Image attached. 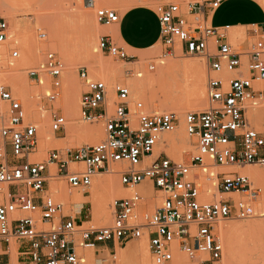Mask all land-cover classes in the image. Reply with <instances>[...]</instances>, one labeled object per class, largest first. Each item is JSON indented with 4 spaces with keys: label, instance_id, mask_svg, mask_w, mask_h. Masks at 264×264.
Returning a JSON list of instances; mask_svg holds the SVG:
<instances>
[{
    "label": "built area",
    "instance_id": "built-area-1",
    "mask_svg": "<svg viewBox=\"0 0 264 264\" xmlns=\"http://www.w3.org/2000/svg\"><path fill=\"white\" fill-rule=\"evenodd\" d=\"M222 2L165 0L154 7L163 52L149 58V70L155 71L168 56L199 57L206 64L209 106L184 114L195 147L186 151V160L169 155L172 144L164 136L180 123L177 112L134 107L128 84H116L112 93L86 66L78 69L81 119L102 124L104 136L93 143L50 148L41 158L37 121L28 116L22 100L0 84V264H16L12 243L21 264H86L81 248L94 251L95 264H110L116 262L119 248L144 236L156 264L169 263L177 251L198 264H225L220 224L255 216L262 191L250 174L225 168L257 164L264 169V113L257 112L264 107V19L245 27L243 42H234L231 26L212 22ZM96 17L110 26L120 23L122 15L103 6ZM7 30L8 23L0 19V42ZM39 31L41 38L47 37ZM99 48L136 61L130 59L137 55L110 32L101 35ZM63 70L64 62L52 49L45 51L39 67L29 70L38 85L45 75L51 79L45 93L49 102L61 97ZM225 70L232 72L228 78L221 75ZM127 71L132 74L134 69ZM50 109L51 130L66 131V115ZM114 163L122 165L113 169ZM100 172L116 173L130 192L113 199L109 224L84 226L89 220L82 215L89 202L73 208L75 203L60 197V185L87 193ZM143 183L151 186L150 194L140 191Z\"/></svg>",
    "mask_w": 264,
    "mask_h": 264
},
{
    "label": "rangeland",
    "instance_id": "rangeland-1",
    "mask_svg": "<svg viewBox=\"0 0 264 264\" xmlns=\"http://www.w3.org/2000/svg\"><path fill=\"white\" fill-rule=\"evenodd\" d=\"M163 1L165 0H105V1H100V2H97L94 7H89V8L84 7V11H87L88 14H90L92 18V22L91 21L89 22L81 18L79 6L75 0H0V19H4L8 23L7 38L0 42V84L6 85L7 87H9L12 90L13 94L19 98L25 94L30 93L29 95H25L24 99L26 100H24L22 97L20 98L23 104L25 102L24 105L26 106L27 109L30 107L32 109L34 105L35 109L36 110L38 109L37 111H40L39 106L41 104L47 103L46 106H44L41 109V111L45 112L46 115H49V116H45L43 124L36 120L38 123L39 129H40L41 137H42L40 141L41 151L39 153L41 158L46 157L47 150L53 147H61V146H67V145L76 146V145H81L84 143H93V141L91 139L89 140V138L83 137L81 139V136H79L78 134H74L71 130V127L73 125L78 126V127H85V128H89V127L90 128L91 127L100 128L101 127L103 129V126L100 123H96V122L89 123V122L82 120L80 111L77 114V116L76 115L74 116V118L70 117L71 115L68 114L69 113L67 112L68 111V107H67L68 98H66L68 94L66 92L69 91V85L66 81V77L68 75L67 67L69 66L68 64L69 61L74 62L73 67H74L75 75H74L71 87L76 88V91L79 94V108H80V102H81V92H82V87H83L81 83V79L78 75L79 67L86 66L89 69L90 74L92 76L94 75L95 77L96 76L98 77V75L100 76L105 75L106 77L108 76L104 71L99 72L100 69L99 67H97L98 65L96 64L95 60H102L106 63V65H109L117 69L118 72L121 74L122 81L126 84L132 81L133 79L132 74L136 72V69H138V67L142 66L143 69H145V71L149 74L146 78V83L144 84L145 88L147 87L146 93H147V100H148V103L144 109H146L147 111L154 110L157 112L176 111L178 113V116L180 117V123L178 124L179 126L175 130L176 133H179V131H181L182 129L181 127H184V131H185L184 114L187 111L202 110V109L208 108L209 104L207 100V71H206V64H205L204 59L199 58V57H190V56H181V55H178L176 57L168 56L166 57V60L163 62V64L159 65L155 71H151L148 68V64H149L148 60L150 57L160 55L163 52L162 46H156L152 49L150 48L147 50L131 52L129 48H127L122 42L118 41V43L126 47V49L128 50L130 54L137 55V57L130 59V60L136 59V61H133V62H130L129 60L118 59L117 57L110 55L109 53L104 52L99 48V40L102 34L113 32L118 37L117 31H116L118 25L115 24L109 27V26L101 24L97 20V17H96V11L98 8L103 7V6L112 7L118 10L122 15L126 10L130 9L133 6L140 5V4H146L154 8L158 3L163 2ZM259 2L264 6V0H259ZM231 7L233 6H231L230 3L223 2L219 10L217 11L215 23H220V22H225V21H230V22L247 21V20L258 18V17H253V15L252 16L241 15ZM64 15H66L67 17H64ZM259 17L261 18V15ZM39 28L47 33L46 38H41L39 36L40 32L39 33L37 32L39 31L38 30ZM18 29H22L23 31L24 29H27V30L32 29V31L35 30L34 32H37V33L34 34L36 37L35 41H33L34 44H32L33 42L32 43L30 42L29 44H27L25 40H24L25 42L23 43V39H21V36H20L21 31L19 32L20 37L17 35L18 34L17 31H19ZM229 34L234 42H243L246 39L245 27H241L240 29H229ZM24 47H27V48H24ZM29 48H31L32 50L31 49L29 50ZM24 49H27L29 52L25 53ZM47 49H52L56 51L58 55L61 57L62 61L64 62V70L61 76V80H62L61 97L56 102H49L45 95L46 91H48L47 89L50 87L51 79L47 75H45L43 84L38 85L37 82L29 75L30 69L39 67L40 64L43 62L44 53ZM23 53L28 54L30 56L32 54L31 57L33 59L30 56L29 57L32 59L33 62L31 61L30 58L29 60H26V59L20 60V58L23 56ZM22 58H24V56ZM18 61H20V63H18ZM188 61L190 62L202 61V63L204 61L205 89L203 91V97H204L205 104L203 108H198V107L193 106L192 104H189L188 108L176 110L175 108H170L172 106L171 102L166 103L165 101H160V99H157V97L151 100L150 97H151V94L153 93L152 91L153 88L151 87H159V86H156V84L152 82V79H153L152 75L153 76L157 75L158 70L161 67H163L165 63L168 64L169 62L170 63L172 62L181 63L182 62L183 64L184 63L186 64V63H189ZM131 67L134 69L135 72H133L132 74H127L128 73L127 69ZM95 72H96V75H95ZM100 76L98 78H100ZM105 76L104 78H101V79L105 80L108 87H110ZM170 78L171 77H169L168 79L166 77L163 78L164 85L161 86L163 88H160L158 91V93H160L159 96H163V94L165 93L164 88L169 87L168 85L170 82H173L174 87L176 86L186 87V89L190 88V90L193 87L192 86L193 75L191 72L188 71V69L186 70L185 65L183 66V68L177 71V76L173 77V78H177L176 81L173 78L172 79ZM192 93L194 94V90H191V94L190 92L179 90L175 92V95L173 98H175L178 102H184L189 97L193 96ZM20 94L22 95L20 96ZM31 99H32V102L34 103L31 102L29 105L28 101L30 102ZM26 104H28L29 106ZM51 106H53L59 112L64 113L66 115L67 120H68L67 125H66V131L61 130V131L53 132L51 130V112H52V109H50ZM28 112L30 113V111ZM257 112L264 113V107L263 109L262 108L258 109ZM28 115L30 118H32L30 114ZM47 135L50 136V138L52 137L51 142L53 144L56 142V144L51 145L52 144L51 142H49L50 144L46 143L44 139H46ZM44 136L45 138L43 139ZM178 140H179V137H178ZM193 140L194 138H192L189 134L188 135L184 134V137L182 135V138H180L179 143L182 142L186 144L187 146H190V147L192 146L193 149L190 151H194L195 147H194V144L192 143ZM172 146L173 144L171 145L169 149H167V151L173 159L186 160L188 158V155H187L188 153L185 152L186 154L184 153L183 155H181V158H182L181 159L180 154L178 155V153L175 151L176 149ZM158 150H160V147L157 148V152ZM248 166L256 167L264 173V169L260 165H257V164H252V165L248 164L246 166H231L225 169L226 170L237 169L241 171L243 170L244 167L246 168ZM100 174H103L105 176L107 175L114 176V178L117 181L116 184L118 183L117 185H119L118 187L125 188L121 184L120 178L116 173H113V172L102 173L101 172V173H98L96 177H98ZM96 177L93 180V184H94ZM60 186L64 187L63 185H60ZM64 188L68 191V194H71L72 196H77L78 193L81 194L82 199H79L80 203L84 201L89 202L85 204V210L83 212L82 218L84 220H89L90 222L86 221L88 223H85L83 225L84 226H90V225L99 226L100 224H97L96 219L92 217V206L89 201L90 196L92 194V189L90 190V193L86 194L83 192H76L74 190L69 191L66 187ZM140 191L143 194L148 195L152 192V188L149 185H144L143 187H140ZM221 196L222 195L219 194L218 198ZM223 196L237 197L234 194H226ZM259 197L260 195L258 196V198ZM258 198L257 200L259 204L257 203L258 208L256 206L257 214L255 216L247 218V219H233V220L224 222V224L225 225L241 224L242 226H244L245 230L249 229L248 230L249 232L251 231L253 227L255 228V226L252 224L261 222L264 227V202H261L262 199H258ZM63 199L68 202V200L65 197ZM112 201L110 202V212L108 215V219L106 220V224H109L112 219V211H111ZM263 201H264V198H263ZM153 202H155V200L152 201V203ZM260 204L262 205V207H260ZM249 232H246L247 233V235L245 234L246 237L244 236L246 240L248 241V243H250L252 240L251 239L252 234L251 232L249 234ZM221 234H222V238L225 244L224 261H226L225 256H226V251H227V246H226L227 238H226V235L223 234L222 232ZM142 238L143 237H141L140 239L129 241L126 246L119 248L116 262L114 263L112 262V260H110V264H143L141 246H140V241ZM108 244L111 245V242H109ZM81 249H79V253H80V257H82L83 259L85 255L84 251L88 250L92 252L93 255H95L94 251L91 249H87V250L86 248H81ZM180 253L184 254L183 256L184 259H186V261H188L190 264H193V263L198 264L196 260L190 259L184 252H180ZM102 254L107 256V253H102ZM240 254L242 255L241 252ZM12 257L15 263L19 264L17 263V260H16L17 254L13 252ZM150 257H152V255ZM239 258L240 257L238 256V259ZM255 260L257 261V264H264L263 259L258 260V256L255 258ZM150 261L154 263L153 257L150 258ZM239 261H236L235 264H241L239 263ZM85 263H86V260H85ZM246 264H252V263L248 262Z\"/></svg>",
    "mask_w": 264,
    "mask_h": 264
},
{
    "label": "bare ground",
    "instance_id": "bare-ground-1",
    "mask_svg": "<svg viewBox=\"0 0 264 264\" xmlns=\"http://www.w3.org/2000/svg\"><path fill=\"white\" fill-rule=\"evenodd\" d=\"M75 1L78 3L81 18L85 19V21H89V22L91 21L92 22V18L90 16V14H88L87 11H84V7H87V8L94 7L97 2L105 1V0H93L94 1V6L91 5V0H75ZM64 17H67V16L64 15ZM113 25H110V26H113ZM18 30L19 31H17L18 32L17 35L19 36V32L21 31L20 32L21 39H23V43L26 41L27 44H29L30 42L32 43L33 41H35L36 37H35L34 34H36L37 32L38 33L40 32V31L34 32L35 30L32 31V29H29V30L24 29V31L22 29H18ZM110 33H112L117 38L115 33H113V32H110ZM117 34H118V32H117ZM32 44H34V42ZM24 48H27V47H24ZM30 49L31 48H29V50ZM3 50H4V48H3ZM26 50L27 49H24L25 53L26 52L28 53L29 51L28 50L26 51ZM25 53H23L24 58H22L23 57L22 56L20 58V60L21 59L29 60V58L32 56V54L30 56V55L25 54ZM32 59H31V61H32ZM95 61H96V64L98 65L97 67H99V69H100L99 72H101V71L103 72L104 71L108 75L107 77L105 75L104 76H105V78H106V80H107V82H108V84L110 86V89L112 90V93H115L114 90H115L116 84H118L120 82H123L122 78H121V74L118 72L117 69H115V68H113V67H111L109 65H106V63L104 61H102V60H95ZM188 62L189 63H186V64L185 63L183 64L182 62L181 63L180 62H172V63L169 62L170 64L169 63L168 64L165 63L164 66L161 67L158 70V74L157 75H154V76L152 75V77H153L152 82L154 84H156V86H159V87H151V88H153L152 89L153 93L151 94L150 99L152 100L153 98L157 97V99H160V101H165L166 103H170L171 102L172 106L171 107L169 106V107L170 108H175L176 110L183 109V108H188L189 104H192L193 106L198 107V108H203V106L205 104L204 103V97H203V91L205 89V86H204V82H205L204 81V70H205L204 61H203V63H202V61H199V62L198 61H192V62L188 61ZM16 63H17V61H16ZM18 63H20V61H18ZM68 64H69V66L67 67L68 68V71H67L68 75L66 77V81H67V83L69 85V91L66 92L68 94V96L66 97V98H68V100L66 99L67 100V105H68L67 106L68 107V111L67 112H69L68 114L71 115L70 117L74 118V116L75 115L77 116V114L80 111L79 110L80 109L79 108V94L76 91V88L71 87L72 86V82H73V78H74V75H75V71H74V67H73L74 62L73 61H69ZM184 65L186 67V70L188 69V71L191 72L192 75H193V84H192L193 87L191 89V90H194V94L192 93L193 96L190 95L192 97H189L184 102H178L175 98H173L176 91H179V90L180 91H186V92H190V94H191V90L188 87H187L188 89H186V87H177V86L174 87L173 82L169 83V85H168L169 87L164 88L165 89V91H164L165 93L163 94V96H159L160 93H158V91H159L160 88H163L161 86L164 85L163 78L166 77L168 79L169 77H171L170 79H172L173 77H176L177 76V71L179 69L183 68ZM231 74H232V72H229V71L225 70V71L222 72L221 75L224 78H228ZM95 75H96V72H95ZM148 75L149 74L145 71V69H143V67L140 66V67H138V69H136V72L134 74H132V77H133L132 81L127 83L129 85L130 89H131L130 98H131V101H132V105L134 107H137L138 105H140L143 108H145L147 103H148L147 93H146L147 87L145 88V85H144L146 83V78H147ZM99 76L100 75H98V77ZM104 76H100V78H104ZM173 79L176 81L177 78H173ZM22 94H20V96ZM29 94H25V95H29ZM25 95H23L21 97L24 99ZM24 100H26V99H24ZM31 102H32V99H31L30 102L28 101V104L30 105ZM32 103H34V102H32ZM24 104H25V102H24ZM28 104H26V105H28ZM165 105H167V104H165ZM37 110L35 109V107L33 105L32 109H31V107L28 108V111H30V113L28 112V114H30L32 116V118H34L35 120H37L38 122L43 124L45 116H49V115H46V113L42 112L41 110H40L41 111V113H40V111H37ZM181 111H183V110H181ZM184 124H185V122H184ZM178 126L179 125H177V127ZM177 127H176V129H177ZM100 128H98V127L85 128V127H78V126L73 125L71 127V130H72V132L74 134H78L79 136H81V139L83 137L84 138H89V140L91 139L93 142H95V141L100 140L103 137L104 131H103L102 128L101 129ZM181 128H182L181 131L178 130L179 133H176V131H175L176 129H175L173 132L167 133V134L164 135L165 138L168 139L171 142V144H173L172 147H174L176 149V150L175 149L174 150L178 153V155L180 154V158H181V155H183L186 151H190V150L193 149L192 146L191 147L187 146L186 144H184L182 142L179 143V140H180V138H182V135H183V137H184V134L188 135L186 129L184 131V127H181ZM47 136H46V139H44L45 136L43 137V139L46 141V143H49V142H51V138L52 137L50 138V136H48V137ZM178 137H179V140H178ZM54 144H56V142ZM54 144L52 143L51 145H54ZM156 152H157V149H156ZM121 165H122V163H114L112 165V168L116 169V168L121 167ZM241 171L250 174L252 176V178L254 179L255 183L257 185L261 186L262 191L259 194L260 197L259 198L257 197V198L258 199H262V201L261 200L260 201L264 202L263 201V198H264V173L260 169H258L256 167H253V166H250V167L248 166L246 168L244 167L243 170H241ZM102 173H111V172H102ZM96 175L94 176V178L96 177ZM116 182L117 181L114 178V176H112V175L111 176L110 175L109 176L108 175L105 176L103 174H100L98 177H96V179L94 181V184H92L93 186L88 189L89 191L87 193H90V190L92 189V194L90 196L89 201H90L91 206H92V217H94L96 219L97 224H100V225L106 224V220L108 219V215H109V212H110V202L114 198L122 196V195H125V194L130 192V190L127 189V188L118 187L119 185H117L118 183L116 184ZM144 185H149V184L148 183H143L139 187H143ZM64 187H62L63 196L61 195L60 197H63V198L65 197L68 200V202L75 203V207H73V208L78 209V207L81 204L79 199H82V195L78 193L77 196H72L71 194H68V191ZM74 191L83 192L81 190H74ZM257 198H256V206L258 208V205H257L258 200H257ZM146 201L152 202L154 200L149 198V197H147ZM262 205H263V203H262ZM262 205L260 204V207H262ZM111 211H112V206H111ZM261 215H263V214H261ZM84 223H88V222H84ZM252 225H254L255 228L254 227L252 228V226H251L252 229H251L250 232L252 234V237L251 236L250 237H251L252 240H251L250 243H248V241L246 240L245 237L247 235L246 232H249L248 231L249 229L245 230L244 226H242L241 224H239V225H237V224L225 225L224 223L220 224V231L223 234H225L226 238H227V244H226L227 251H226V256H225L226 264H235V262L239 261V259H240L239 263H241V264H246L248 262H250L252 264H257V261H256L257 259L255 260V258L257 256H258V260L259 259H263V261H264V244H263L264 243V227H263V224L261 222L260 223H256V224H252ZM250 232H249V234H250ZM146 238L147 237L144 236L141 239V241H140L143 264H154L155 262L152 263L151 262L152 260L150 261V258H152V257H150L151 253H150V249H149V243L147 242L148 240ZM11 248H12L13 252L15 254H17V252H16V244L15 243H13L11 245ZM84 252H85L84 259L86 260V264H95V255H93V253L88 251V250L84 251ZM240 252L242 253V255L240 254ZM183 256H184V254H181L180 251H177L174 254L172 260L169 263H166V264H190L188 261H186V259H184ZM238 256L240 257L239 259H238ZM260 261H258V262H260Z\"/></svg>",
    "mask_w": 264,
    "mask_h": 264
},
{
    "label": "crops",
    "instance_id": "crops-1",
    "mask_svg": "<svg viewBox=\"0 0 264 264\" xmlns=\"http://www.w3.org/2000/svg\"><path fill=\"white\" fill-rule=\"evenodd\" d=\"M223 2L230 3L233 6L231 8L241 15H253V17L258 18L247 21L215 23L216 14L220 6L212 19L215 26L229 25L231 26L229 29H240L251 23H259L264 19V6L259 0H223ZM260 15L261 18L259 17ZM117 25V40L122 42L131 52L159 46V20L153 7L146 4L133 6L122 14L121 21ZM24 264H29V261H25Z\"/></svg>",
    "mask_w": 264,
    "mask_h": 264
}]
</instances>
